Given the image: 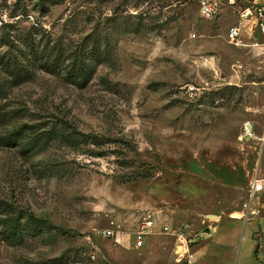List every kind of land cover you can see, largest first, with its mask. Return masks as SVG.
<instances>
[{"label": "rangeland", "instance_id": "rangeland-1", "mask_svg": "<svg viewBox=\"0 0 264 264\" xmlns=\"http://www.w3.org/2000/svg\"><path fill=\"white\" fill-rule=\"evenodd\" d=\"M38 1L0 0V264H175L183 239L164 227L191 239L198 264H253L248 242L255 253L264 243V188L249 197L264 181L260 41L229 45L235 15L201 18L197 0ZM81 51L83 85L63 68ZM52 129L98 148L47 140ZM220 229L232 255L215 244Z\"/></svg>", "mask_w": 264, "mask_h": 264}, {"label": "built area", "instance_id": "built-area-1", "mask_svg": "<svg viewBox=\"0 0 264 264\" xmlns=\"http://www.w3.org/2000/svg\"><path fill=\"white\" fill-rule=\"evenodd\" d=\"M198 13L201 18L212 19L219 16L226 9L231 10L235 15L236 24L230 26L225 34V41L234 47L244 46L242 39L257 38L260 42L253 45L264 48V0H197ZM251 130L244 128L243 137H251ZM255 177L249 189V197L264 188V181ZM259 181V183H258ZM152 215L148 214L144 219L141 229L134 234L135 246H143V238L148 234V230L153 227ZM116 225L111 224V228L102 232L106 238H111L117 233ZM163 231L170 235H176L177 241L183 239V254L173 250L175 264H198L196 254L190 250L191 239L183 238V235H177L171 227H164Z\"/></svg>", "mask_w": 264, "mask_h": 264}, {"label": "trees", "instance_id": "trees-1", "mask_svg": "<svg viewBox=\"0 0 264 264\" xmlns=\"http://www.w3.org/2000/svg\"><path fill=\"white\" fill-rule=\"evenodd\" d=\"M49 1H52V0H39L38 2H39V4H42L45 2L47 3ZM63 55H64V51H63L62 47H59L56 51V55H55L54 59L52 60L53 61L52 65L55 64L54 68H57V69L61 68V66L59 64L64 61ZM77 56L78 57L73 59V61L70 63L71 65L68 68L67 67H63V68H66V71H67L66 73L71 75L74 79L79 80V82H81L83 85L88 81V79L90 78V75H91V73L89 72V66L86 65L87 64L86 62L88 61L90 56H89V53L85 52V51H81V53ZM47 135H48V137L46 138L47 140H49L51 138H60L63 141L71 144V146H75L76 148H79L82 145L83 146H89L90 144H92L94 147L98 148V143L95 142L96 139H94L93 136H91V135L79 134V136H82V139H80L79 141L77 139H75L76 138L75 134H66L63 132L58 133V132L54 131L53 129L50 130ZM87 152L91 153L90 150H88ZM33 220L35 221V219H33Z\"/></svg>", "mask_w": 264, "mask_h": 264}, {"label": "crops", "instance_id": "crops-1", "mask_svg": "<svg viewBox=\"0 0 264 264\" xmlns=\"http://www.w3.org/2000/svg\"><path fill=\"white\" fill-rule=\"evenodd\" d=\"M234 214H240V212H235ZM209 216L210 215H208L207 217L209 218ZM214 216H216V218H215L216 223L218 222V220H221L223 218L221 215L220 216L214 215ZM227 216L228 217H226V218H232V220H234L233 223H237L239 220V218H237V217H232L233 215H227ZM205 229H208L210 234L215 233V230H214L215 228L209 227V228H205ZM217 235L218 236L215 238V242H216L215 244L217 246L221 245V246L229 248L232 253L230 251L228 253H230L232 255L234 252V249H235L236 242L234 240L227 239V237H229V235L227 236L222 229H220L218 231ZM250 239L251 238L249 236V240ZM250 241L248 242L246 250H245V259L247 261H251L254 259L253 264H264V243L261 242L259 249H257V252L255 253V249H253V243H252V241L251 242ZM261 258H262V260H260Z\"/></svg>", "mask_w": 264, "mask_h": 264}, {"label": "bare ground", "instance_id": "bare-ground-1", "mask_svg": "<svg viewBox=\"0 0 264 264\" xmlns=\"http://www.w3.org/2000/svg\"><path fill=\"white\" fill-rule=\"evenodd\" d=\"M175 251L180 253V255L183 254V248L182 247L181 248H176Z\"/></svg>", "mask_w": 264, "mask_h": 264}, {"label": "water", "instance_id": "water-1", "mask_svg": "<svg viewBox=\"0 0 264 264\" xmlns=\"http://www.w3.org/2000/svg\"><path fill=\"white\" fill-rule=\"evenodd\" d=\"M209 218H211V219H215L216 216H214V215H210ZM205 233H209V230H208V229H205Z\"/></svg>", "mask_w": 264, "mask_h": 264}]
</instances>
